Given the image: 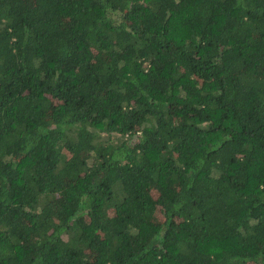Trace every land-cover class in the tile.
Listing matches in <instances>:
<instances>
[{
  "label": "trees",
  "instance_id": "1",
  "mask_svg": "<svg viewBox=\"0 0 264 264\" xmlns=\"http://www.w3.org/2000/svg\"><path fill=\"white\" fill-rule=\"evenodd\" d=\"M0 264H264V0H0Z\"/></svg>",
  "mask_w": 264,
  "mask_h": 264
}]
</instances>
